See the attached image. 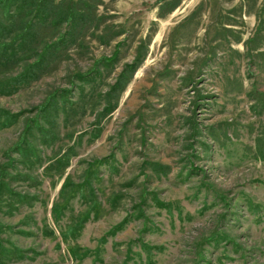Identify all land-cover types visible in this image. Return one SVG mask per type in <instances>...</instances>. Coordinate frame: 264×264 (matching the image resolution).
I'll return each mask as SVG.
<instances>
[{
	"label": "rangeland",
	"instance_id": "obj_1",
	"mask_svg": "<svg viewBox=\"0 0 264 264\" xmlns=\"http://www.w3.org/2000/svg\"><path fill=\"white\" fill-rule=\"evenodd\" d=\"M33 1L24 8L31 16ZM87 1L92 12L82 29H33L35 51L72 32L76 41L62 59L29 87L0 95V108L26 110L0 131V168L9 163L18 178L4 168V180L31 196L21 203L0 197V264H75L51 205L63 200L65 175L78 183L97 159L104 161L91 184L103 213L71 240L92 251L78 264H264V0ZM17 42L19 58L0 63V78L32 60ZM141 53L116 108L97 123L117 94L111 85ZM115 55L111 68L74 76ZM51 92L55 105L37 120L48 134L31 123L22 138L33 146L29 154L11 149ZM67 152L61 176L49 163ZM88 204L72 197L60 225Z\"/></svg>",
	"mask_w": 264,
	"mask_h": 264
},
{
	"label": "trees",
	"instance_id": "obj_2",
	"mask_svg": "<svg viewBox=\"0 0 264 264\" xmlns=\"http://www.w3.org/2000/svg\"><path fill=\"white\" fill-rule=\"evenodd\" d=\"M21 1L24 3H20ZM31 1L32 0H0V63L3 62L9 64L8 66H12V64L17 62V59L19 58V50L13 44L18 40L19 42L17 43L19 44L20 49L24 50L29 48L30 53L27 57L30 59L32 58L31 61H28L24 64L18 73L9 77L0 78V95H13L19 90L29 87L43 74L49 72L52 69L53 64L58 60H61L64 53L68 51L69 44L76 41L72 32L66 30L65 33L59 34L55 40L46 42L39 51H35L32 46H28L34 31L33 29L35 27L43 24H49L54 27L66 24L68 28L71 27L72 31L78 28L82 29L84 25V19L90 18L92 12L89 8L87 0H34V11H32L34 13H32L33 15L31 16V14H27V11L29 13V10L24 9L25 7L31 6ZM176 6L177 4L175 3L171 4L167 9V12H170ZM24 12L28 18L19 27H17L16 23L19 19H21V16ZM14 30H18V33H16V36L11 39L10 42L2 40L3 38L6 39V36L12 33ZM9 43H11L13 46H10ZM146 44L147 43H145V46ZM117 59L118 58L116 55L113 57L102 56L95 60L93 66L87 72H78L74 74V76L78 77L79 79H85L88 75H92L95 72L98 73V71L102 72L103 69L111 68ZM142 60L143 54L141 53L138 54L132 62L125 64L124 69L119 75V79L117 78L116 82L111 85V89L116 90L117 94L116 96H113V102L110 104L108 103V106L104 108V112L102 111L100 113L97 123H100L101 119L105 115L110 114L114 108H116L119 99L118 95L125 90L129 78L136 72ZM55 97V92H51L46 98L45 102L37 106V109L35 108L36 112L34 116L27 120L26 127L22 132L21 138L11 149L18 148L21 154L24 156L29 154V151L31 148H33V146L30 141L23 140L22 138L24 137L28 128H30L31 123H35L40 126V123L37 121L39 113L46 110L50 103H52L51 107H53L56 102ZM24 111L11 112L5 108H0V131L15 124L17 120L24 114ZM40 130L43 134H48V128L40 126ZM44 141L45 144H49L51 142L50 139ZM11 149H9V152ZM70 157V153H63V155L53 160V162L49 164L55 166L59 175L63 176L65 170L69 166ZM37 158L38 157H36V159ZM103 161L104 160L97 159L89 163L86 176L78 183L71 181L69 176L65 175L58 190L59 196H61L63 200L60 202H52L51 205V217L61 228V238L67 245V251L69 252L70 257L75 261V264H78L80 261H82L92 251L88 248H80L70 244L71 240L80 235L81 229L88 218H99L103 213L101 204L97 200L96 193L91 184V176H97V166L103 163ZM7 165H9V163L3 165V169L0 168V197L3 195L9 198L10 196L12 199L9 200L17 201V203H21L22 201L29 202L31 199L29 194L14 191L8 182L9 180H4V168V175L6 176L7 173L9 174L8 170L6 169ZM48 167L50 166H47V168ZM20 175L24 179L33 180L35 185H39V182H41V180L37 179L35 176H31L30 174L20 173ZM9 176L13 179L18 178L11 174H9ZM76 196H78L82 202L89 203L88 207L78 218H76V220L73 219L70 224L62 227L60 225V220L64 214V210L66 209L69 200ZM124 224L125 220L114 225L107 233L114 235L112 233L122 229ZM44 229L46 231L45 235L55 237L53 230L49 229L47 232L45 227ZM100 242L104 243L105 239L100 238ZM93 252H95V255L98 256L97 251Z\"/></svg>",
	"mask_w": 264,
	"mask_h": 264
}]
</instances>
